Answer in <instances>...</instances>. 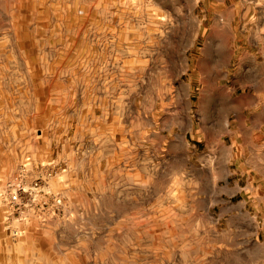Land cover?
I'll return each mask as SVG.
<instances>
[{
  "label": "rangeland",
  "instance_id": "1",
  "mask_svg": "<svg viewBox=\"0 0 264 264\" xmlns=\"http://www.w3.org/2000/svg\"><path fill=\"white\" fill-rule=\"evenodd\" d=\"M259 37L264 0H0V264H264L222 125Z\"/></svg>",
  "mask_w": 264,
  "mask_h": 264
},
{
  "label": "crops",
  "instance_id": "2",
  "mask_svg": "<svg viewBox=\"0 0 264 264\" xmlns=\"http://www.w3.org/2000/svg\"><path fill=\"white\" fill-rule=\"evenodd\" d=\"M258 42L257 49L243 50L240 55L243 66L239 69L247 76L239 77L238 83L231 85L234 91L238 87L242 89L237 93L232 91L230 117L227 122L223 120L222 125L223 136L233 139V147L228 148V160L236 163L238 179L244 181V200L264 203V37H259ZM258 67L263 70L261 78H249L251 70ZM222 151L225 152L224 147ZM232 172L227 176L229 181L233 178Z\"/></svg>",
  "mask_w": 264,
  "mask_h": 264
},
{
  "label": "built area",
  "instance_id": "3",
  "mask_svg": "<svg viewBox=\"0 0 264 264\" xmlns=\"http://www.w3.org/2000/svg\"><path fill=\"white\" fill-rule=\"evenodd\" d=\"M25 174L26 169L23 167L14 177L8 179L5 185L8 203L20 211L24 209V206L34 203L36 200L33 195H30L29 189L26 188ZM49 175H51L50 171L38 172L33 179L32 185L37 188L41 187ZM55 199L57 202H61L60 197ZM19 232V228H13L11 230L13 236H18Z\"/></svg>",
  "mask_w": 264,
  "mask_h": 264
}]
</instances>
